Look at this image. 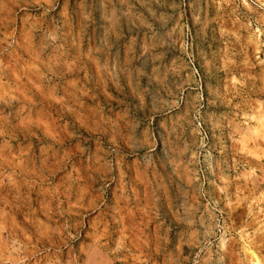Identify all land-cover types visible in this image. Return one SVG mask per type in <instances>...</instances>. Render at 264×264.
I'll list each match as a JSON object with an SVG mask.
<instances>
[{
  "label": "rangeland",
  "instance_id": "rangeland-1",
  "mask_svg": "<svg viewBox=\"0 0 264 264\" xmlns=\"http://www.w3.org/2000/svg\"><path fill=\"white\" fill-rule=\"evenodd\" d=\"M134 1L0 0V264H264V0Z\"/></svg>",
  "mask_w": 264,
  "mask_h": 264
},
{
  "label": "crops",
  "instance_id": "crops-1",
  "mask_svg": "<svg viewBox=\"0 0 264 264\" xmlns=\"http://www.w3.org/2000/svg\"><path fill=\"white\" fill-rule=\"evenodd\" d=\"M121 16V24L127 31V45L144 44L148 39L151 23V10L143 1L141 3L134 0H125V5L114 8V12ZM158 12V22L160 19ZM155 21V16H154ZM132 264V263H129ZM138 264V263H133ZM145 264V263H139Z\"/></svg>",
  "mask_w": 264,
  "mask_h": 264
},
{
  "label": "bare ground",
  "instance_id": "bare-ground-1",
  "mask_svg": "<svg viewBox=\"0 0 264 264\" xmlns=\"http://www.w3.org/2000/svg\"><path fill=\"white\" fill-rule=\"evenodd\" d=\"M258 258V257H257ZM257 260V259H256ZM256 262V261H255Z\"/></svg>",
  "mask_w": 264,
  "mask_h": 264
}]
</instances>
